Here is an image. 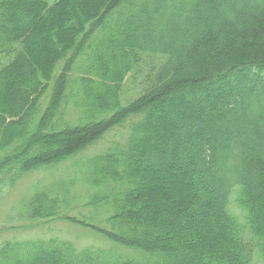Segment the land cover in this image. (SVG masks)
Here are the masks:
<instances>
[{
	"label": "trees",
	"instance_id": "trees-1",
	"mask_svg": "<svg viewBox=\"0 0 264 264\" xmlns=\"http://www.w3.org/2000/svg\"><path fill=\"white\" fill-rule=\"evenodd\" d=\"M121 129L17 210L110 245L5 240L0 264H264V0H0V196Z\"/></svg>",
	"mask_w": 264,
	"mask_h": 264
},
{
	"label": "rangeland",
	"instance_id": "rangeland-1",
	"mask_svg": "<svg viewBox=\"0 0 264 264\" xmlns=\"http://www.w3.org/2000/svg\"><path fill=\"white\" fill-rule=\"evenodd\" d=\"M62 64L63 62H60L57 66V72ZM130 86L133 87L131 84ZM131 93L132 91H130L129 94ZM70 110L71 109L68 111ZM125 134L126 131L124 129L111 131L92 146L80 152L73 160H65L51 169L43 168L28 173L15 182L9 189L3 191L0 196V245L5 240L57 237L72 241L78 248L87 245L100 247L109 246L110 241L101 237L91 229L64 220L34 222L20 220L17 217V210L20 209L22 203L41 186L51 182H75V179L79 177V170L81 168L78 166H82V164L85 163L84 161L91 156L104 151L111 142L121 140ZM75 159L77 161H75V163H81L73 165ZM76 182H81V180L77 179ZM87 191L88 189L84 184L78 183V185H76L74 194L78 196L80 204L88 197ZM235 199L236 192L232 195L230 208L239 217L240 221L244 222V212L237 205ZM77 211L78 209L75 210V213ZM255 263L263 264L258 258L255 259Z\"/></svg>",
	"mask_w": 264,
	"mask_h": 264
}]
</instances>
